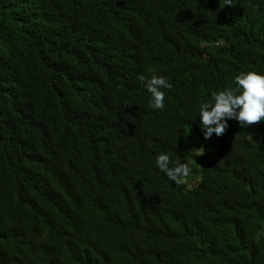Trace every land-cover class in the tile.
<instances>
[{
  "label": "trees",
  "instance_id": "16d2710c",
  "mask_svg": "<svg viewBox=\"0 0 264 264\" xmlns=\"http://www.w3.org/2000/svg\"><path fill=\"white\" fill-rule=\"evenodd\" d=\"M233 2L0 0V264H264V121L199 117L264 74V0Z\"/></svg>",
  "mask_w": 264,
  "mask_h": 264
},
{
  "label": "clouds",
  "instance_id": "9594fccd",
  "mask_svg": "<svg viewBox=\"0 0 264 264\" xmlns=\"http://www.w3.org/2000/svg\"><path fill=\"white\" fill-rule=\"evenodd\" d=\"M233 3V0H226L225 4L232 5ZM128 52L119 40L109 49L108 60L112 55H124ZM138 79L144 82L146 90L151 94L150 107L153 110L163 109L165 93L161 89H170L172 85L165 77L156 74L148 78L140 75ZM235 84L236 87L213 92L212 102L201 104L199 117L205 139L210 138L213 133L217 136L223 135L228 127L229 119L236 120L242 127H249L264 121V74L256 71L242 72L235 76ZM199 150V155H203V148ZM156 164L170 178H176L168 167L169 157L166 154H159ZM181 168L185 174L190 172L186 166L181 165Z\"/></svg>",
  "mask_w": 264,
  "mask_h": 264
}]
</instances>
